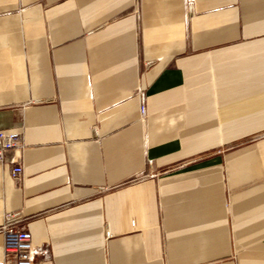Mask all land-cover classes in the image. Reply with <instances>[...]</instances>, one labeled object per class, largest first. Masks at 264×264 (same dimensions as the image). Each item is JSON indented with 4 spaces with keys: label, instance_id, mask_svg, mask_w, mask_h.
Segmentation results:
<instances>
[{
    "label": "crops",
    "instance_id": "crops-1",
    "mask_svg": "<svg viewBox=\"0 0 264 264\" xmlns=\"http://www.w3.org/2000/svg\"><path fill=\"white\" fill-rule=\"evenodd\" d=\"M0 129L33 264H264V0H0Z\"/></svg>",
    "mask_w": 264,
    "mask_h": 264
},
{
    "label": "built area",
    "instance_id": "built-area-1",
    "mask_svg": "<svg viewBox=\"0 0 264 264\" xmlns=\"http://www.w3.org/2000/svg\"><path fill=\"white\" fill-rule=\"evenodd\" d=\"M138 112L143 118L145 114L143 94L136 95ZM22 130L5 131L0 129V165L10 163L9 177L17 181L22 175L20 162L6 160L7 154L21 145ZM16 213L4 211L0 224L2 259L0 264H33L36 258L47 254L45 247L36 246L28 231L19 225Z\"/></svg>",
    "mask_w": 264,
    "mask_h": 264
}]
</instances>
